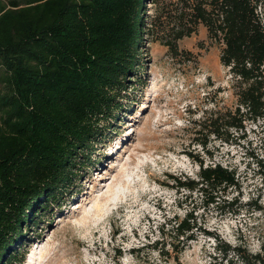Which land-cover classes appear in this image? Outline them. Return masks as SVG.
<instances>
[{"label": "trees", "instance_id": "1", "mask_svg": "<svg viewBox=\"0 0 264 264\" xmlns=\"http://www.w3.org/2000/svg\"><path fill=\"white\" fill-rule=\"evenodd\" d=\"M147 2L157 9L150 24L169 17L181 38L201 23L222 43L219 59L235 104L205 125L229 141L231 130L251 122L264 147V0H0V264L23 259L13 247L36 205L56 197L77 156L102 135L100 121L120 107L147 27ZM172 179L190 193L184 201L192 193L198 201L181 218L168 219L176 260L196 231L209 233L193 211L240 207L241 186L234 168L201 160L196 179ZM219 249L232 250L241 264H264V240L254 253L240 244Z\"/></svg>", "mask_w": 264, "mask_h": 264}, {"label": "rangeland", "instance_id": "2", "mask_svg": "<svg viewBox=\"0 0 264 264\" xmlns=\"http://www.w3.org/2000/svg\"><path fill=\"white\" fill-rule=\"evenodd\" d=\"M155 6L146 3L147 27L120 107L111 120L100 121L102 135L77 156L56 197L40 199L13 247L14 254H24L14 264H241L232 250L219 248L225 243L253 253L260 249L264 166L257 160L264 163V147L259 127L246 122L244 129L230 131L229 141L211 132L207 118L232 108L236 99L220 63L222 43L211 40L201 23L181 38L169 17L150 24ZM260 10L264 14L263 6ZM200 160L237 171L241 206L224 213L212 207L193 211L209 233L196 231L175 260L168 219L181 218L198 201L195 193L184 201L190 193L172 177L196 179Z\"/></svg>", "mask_w": 264, "mask_h": 264}, {"label": "bare ground", "instance_id": "3", "mask_svg": "<svg viewBox=\"0 0 264 264\" xmlns=\"http://www.w3.org/2000/svg\"><path fill=\"white\" fill-rule=\"evenodd\" d=\"M121 148V147H120ZM109 158H110V156H109Z\"/></svg>", "mask_w": 264, "mask_h": 264}]
</instances>
